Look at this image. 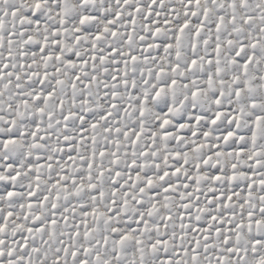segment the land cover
I'll list each match as a JSON object with an SVG mask.
<instances>
[{
    "label": "snow or ice",
    "instance_id": "6c2138e0",
    "mask_svg": "<svg viewBox=\"0 0 264 264\" xmlns=\"http://www.w3.org/2000/svg\"><path fill=\"white\" fill-rule=\"evenodd\" d=\"M0 264H264V0H0Z\"/></svg>",
    "mask_w": 264,
    "mask_h": 264
}]
</instances>
